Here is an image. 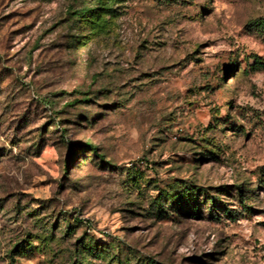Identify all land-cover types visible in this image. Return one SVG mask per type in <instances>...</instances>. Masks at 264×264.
<instances>
[{"label":"rangeland","instance_id":"1","mask_svg":"<svg viewBox=\"0 0 264 264\" xmlns=\"http://www.w3.org/2000/svg\"><path fill=\"white\" fill-rule=\"evenodd\" d=\"M86 1L0 0V264H264V0Z\"/></svg>","mask_w":264,"mask_h":264},{"label":"trees","instance_id":"2","mask_svg":"<svg viewBox=\"0 0 264 264\" xmlns=\"http://www.w3.org/2000/svg\"><path fill=\"white\" fill-rule=\"evenodd\" d=\"M84 0H82L83 2ZM128 0H87L83 6L75 10L72 14L74 20L80 23V27L86 31L83 37L87 40H94L100 36L108 35L113 28L114 20L121 16L120 7ZM72 10H74L72 8ZM257 28L264 36V21L256 23ZM78 44V42H77ZM259 62H255L258 64ZM89 102V100H87ZM215 149L216 146H214ZM85 150L93 153L98 157L103 165H107L103 157L100 156L98 149L90 144L83 146ZM137 178L134 176L133 180ZM222 192V190H218ZM241 192V191H238ZM205 196L203 202L206 204H215V198L206 197L205 189L194 186L186 185L185 182H176L169 190H161L160 195L155 202L152 203L155 213L158 216L164 217L168 212L169 205L174 211L179 213L185 210L189 217L193 219H201L203 216L201 197Z\"/></svg>","mask_w":264,"mask_h":264}]
</instances>
